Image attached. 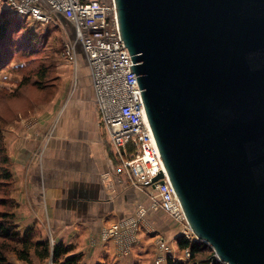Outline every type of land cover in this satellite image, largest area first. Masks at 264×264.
I'll return each mask as SVG.
<instances>
[{
  "label": "water",
  "instance_id": "obj_1",
  "mask_svg": "<svg viewBox=\"0 0 264 264\" xmlns=\"http://www.w3.org/2000/svg\"><path fill=\"white\" fill-rule=\"evenodd\" d=\"M114 1L191 231L224 264H264V0Z\"/></svg>",
  "mask_w": 264,
  "mask_h": 264
},
{
  "label": "crops",
  "instance_id": "obj_2",
  "mask_svg": "<svg viewBox=\"0 0 264 264\" xmlns=\"http://www.w3.org/2000/svg\"><path fill=\"white\" fill-rule=\"evenodd\" d=\"M61 62L50 101L2 130L17 230L33 228L34 241L70 247L68 255H78L79 264H155L160 240L181 253L177 239L182 223L161 209H149L148 193L114 171L117 160L99 123L82 54L75 70L72 63ZM139 206L148 211L136 229L104 236L105 229L136 217ZM8 261L53 264L33 251L29 262L14 252Z\"/></svg>",
  "mask_w": 264,
  "mask_h": 264
},
{
  "label": "built area",
  "instance_id": "obj_3",
  "mask_svg": "<svg viewBox=\"0 0 264 264\" xmlns=\"http://www.w3.org/2000/svg\"><path fill=\"white\" fill-rule=\"evenodd\" d=\"M18 17L57 25L59 18L69 26L60 57L72 63L81 53L91 78L99 123L108 136L117 160L115 173L120 180L144 190L150 199L149 209H161L182 223L181 236L188 241H201L191 231L174 189L167 178L148 124L135 74L130 71V55L121 40L114 0H0ZM67 34V35H68ZM164 173L162 182L152 179ZM107 177V173H105ZM105 177V176H104ZM105 177V178H106ZM148 208L139 206L136 217L121 220L105 229L104 236L132 231ZM154 263L165 264L166 258L186 260L188 248L174 252L166 240L158 242ZM217 256L200 264H213Z\"/></svg>",
  "mask_w": 264,
  "mask_h": 264
},
{
  "label": "rangeland",
  "instance_id": "obj_4",
  "mask_svg": "<svg viewBox=\"0 0 264 264\" xmlns=\"http://www.w3.org/2000/svg\"><path fill=\"white\" fill-rule=\"evenodd\" d=\"M4 11H10L7 4L0 5V20ZM16 20L21 29L9 32L11 41L0 47L3 58L6 55L0 68V161L5 155L3 128L43 107L50 101L46 93L56 90L58 68L63 61L60 51L70 30L61 18L57 25L41 24L21 17ZM4 191L0 185V197ZM3 209L6 206L0 201V212Z\"/></svg>",
  "mask_w": 264,
  "mask_h": 264
},
{
  "label": "trees",
  "instance_id": "obj_5",
  "mask_svg": "<svg viewBox=\"0 0 264 264\" xmlns=\"http://www.w3.org/2000/svg\"><path fill=\"white\" fill-rule=\"evenodd\" d=\"M9 14L14 18H19L11 10L4 11V17L0 20V47L3 43H9L11 41L8 37L9 32L14 33L15 30L21 29V24L18 20H16V18L14 19L12 16H8ZM5 56L6 55H4V58ZM4 58L0 54V68L4 62ZM53 92L46 93L49 99ZM4 126L5 124L2 125V127ZM0 185L5 190L2 197H0V201L3 206H6V209H3V211L0 212V216L2 217L0 219V264H11L8 261V254L12 252L16 254L19 260L29 262L31 251H33L40 260L50 259L53 264H79L80 257L78 255H68L71 250L70 247H67L62 243L50 244L48 240L34 241L32 239L34 233L33 228H27L23 233H20L17 230V226L13 221L12 213L14 201L10 196L12 176L6 154L0 161ZM177 245L182 250L188 248L190 251V257L186 260L167 257L166 264H200L203 261H207L213 254L212 248L206 243L202 241H188L183 236H180L177 239ZM213 264L224 263L214 259Z\"/></svg>",
  "mask_w": 264,
  "mask_h": 264
}]
</instances>
